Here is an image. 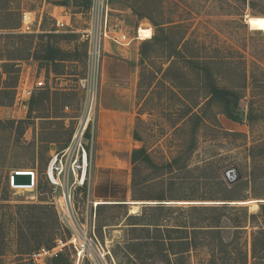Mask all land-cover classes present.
<instances>
[{
	"label": "rangeland",
	"instance_id": "1",
	"mask_svg": "<svg viewBox=\"0 0 264 264\" xmlns=\"http://www.w3.org/2000/svg\"><path fill=\"white\" fill-rule=\"evenodd\" d=\"M8 1L0 0V6ZM15 1L13 5L17 4L21 13L29 11L34 17V32L29 33L34 35V45L38 42V35L45 32L68 34V38L57 37L56 44L64 51L73 53L76 59L57 62L62 65L57 67L61 72H55L48 64L31 58L18 60L17 85L21 77L22 84L32 89L31 99L35 97L36 101L39 96L45 98L30 112L31 99L19 97L16 100L15 88L11 104L0 106V264H12L19 252L17 241L20 237L19 226L23 225V206L44 203L54 206L52 197L56 193L46 181L44 170L50 153L71 140L87 98L80 84L87 70L86 50L82 46V33L89 22L87 8L73 6L71 1L66 6L59 5L60 0ZM134 1H108L112 9L109 11V17L112 16L110 24L120 26L133 39L128 44L118 46L120 49L114 61H106L104 50L102 76L97 90L98 110L101 99H115L117 91L113 86L127 82L128 92L135 93L132 123L130 121V124L121 126L119 131L116 127H108V135L97 116L91 147L90 182L84 191L77 190L75 193L76 220L73 227L68 229L70 235L66 236L65 241L57 240L52 248L40 246L32 252L30 257L33 264H51V257L56 252H62L70 264H117L111 249L117 242H125L128 235L126 223L131 221L123 216L124 207L118 208L114 203L141 201L135 205L127 203L129 214H140L144 206L188 207L220 203L223 201L220 198H203L208 194L220 197L226 193L213 184L212 174L215 171L226 180V171L236 166L244 177L243 182L231 188L228 194L245 196L249 200L264 196V31L251 29L246 18L264 16V0H151L147 6H137L141 13L171 20L185 34L186 40L181 46L185 58L174 59L175 65L170 71L176 84L188 86L184 89L185 93H170L168 85L161 82L169 65L168 58L162 54V46H146L148 57L143 63L141 49L151 37L140 39L137 29L151 28L152 36L155 27L148 18L140 17L133 11L130 5ZM0 21H5L1 15ZM57 21L65 22L64 26L58 25ZM17 32L18 28L15 30ZM5 33L6 30L0 29L1 58H6L5 55L11 52L8 50L11 40L5 37ZM121 49L127 56L121 54ZM17 55H24V52ZM194 55L213 62L212 71L217 74L221 85L237 87L239 98L230 106L233 118L224 114L225 108L221 102L213 101L207 106V93L193 87L196 85L197 69L189 61H201L192 60ZM132 71L137 74V90L136 83L135 90L134 86L131 88ZM40 72H44L46 83L41 88H35V77ZM152 77L157 79V84L149 93L147 85ZM178 95H184L187 104L201 102L192 109L193 112L202 111L204 115V125L201 124L196 136L197 148L190 155L179 153L177 147L182 143L187 145L191 137L173 134L175 127L181 125L180 116L187 108L178 100ZM241 110L244 111L243 118L236 114ZM217 120L219 127L215 124ZM11 121H14L13 125ZM17 121H25L24 127H17ZM195 123L194 119H188L185 122L187 131ZM112 129L114 132H111ZM134 131L141 141H136ZM140 144L156 164L163 165L166 160L176 156L180 159V168H174L172 172L168 169H141L139 175L142 179L133 191L131 150ZM251 155L256 158L255 166ZM186 161L189 166L184 167ZM207 161H212L209 168L204 165ZM14 170L34 171L36 178L33 188L14 187L11 183ZM251 179H255L252 185ZM39 184L43 187L39 188ZM246 205L252 211L258 208V202ZM50 212L45 215L48 222ZM159 213L164 214L165 211ZM181 213L174 208L171 217L181 219ZM72 232L83 234L86 238L80 240L84 246L80 255L79 248H75L78 242L70 241ZM42 247L52 249V252L47 254L41 251V254H37Z\"/></svg>",
	"mask_w": 264,
	"mask_h": 264
},
{
	"label": "trees",
	"instance_id": "2",
	"mask_svg": "<svg viewBox=\"0 0 264 264\" xmlns=\"http://www.w3.org/2000/svg\"><path fill=\"white\" fill-rule=\"evenodd\" d=\"M8 1L0 6L1 18L0 29L6 30L5 37L10 41L11 52L6 58H1L0 62V106H9L13 101L14 90L17 86L19 65L18 60L33 59L51 66L55 72H61L57 62L74 60L73 53L64 51L57 44V37L68 38V34L58 35L57 33L45 32L38 35L36 45H34V35L17 32L15 30L20 26L21 10L17 4L13 5ZM73 6H85L89 9L91 0H60L59 5L66 6L68 2ZM151 0H136L130 7L140 17H146L155 27L151 40L145 41L141 49L143 63L148 57L146 46L159 45L163 47L162 54L169 60V65L163 73L161 82L168 85L170 93H185L184 89L188 86L176 84L170 71L174 67L173 60L176 58H185L184 51L181 49L185 39V34L175 27L171 20L156 18L148 13H141L137 6L142 4L147 6ZM16 2V1H15ZM14 31V32H13ZM74 34V33H70ZM56 38V40H55ZM82 46L86 50V42L82 41ZM24 55H17L23 53ZM15 53V54H13ZM74 58V59H73ZM192 60H201L199 56L194 55ZM189 60V59H188ZM192 62L196 70V85L193 86L205 96V104L211 105L213 101L221 102L224 105L225 112L229 118H233L230 106L236 102L238 89L233 85H221L217 80V74L213 73V62L203 59ZM3 74L5 77L2 76ZM245 79V76H244ZM156 78L148 82L147 89L150 93L156 87ZM159 81V80H158ZM147 92V93H148ZM44 96H39L35 101L33 97L29 103V111L35 109V105L42 103ZM178 100L186 105V110L180 116L182 123L175 127L173 134L182 137L188 136L190 142L178 145L179 153L190 155L197 148L196 136L201 124L204 125V115L202 111L193 112L192 106H198L201 102L187 104L184 95H178ZM188 119L195 120V126L187 131L185 122ZM216 120V117H215ZM25 121H17V127H24ZM0 123H2L0 121ZM11 125L14 121L10 122ZM216 126L219 127L218 120ZM184 134V135H183ZM136 141H141L139 134L134 131ZM256 144V143H255ZM253 166L256 165V158L251 155ZM176 156L173 159L166 160L163 165L156 164L146 150L140 144L131 150V184L134 191L138 186L141 169H156L170 172L174 168H180ZM187 163V161H186ZM212 161L205 162V167H210ZM184 167L189 164H184ZM188 169V168H187ZM212 181L217 188L226 192L220 197L208 194L207 199L220 198V203L194 204L188 207L173 206H144L140 214H129L127 203L124 201L116 202V207H124L123 216L127 221V239L124 243L117 242L111 249L112 256L117 264H264V202H258V208L254 211L249 206L240 201H246L245 196H236L228 194L234 186L243 182L244 177L229 182L225 180L219 172L212 174ZM140 178V179H139ZM204 180V177H202ZM255 179H251V185ZM210 185V184H209ZM39 188L43 186L38 185ZM51 188V186H50ZM85 188H83V191ZM254 194V191H252ZM258 195V194H257ZM5 199V198H4ZM264 199V196L258 198ZM237 201V202H232ZM53 205V204H52ZM23 213V225L20 224V237L17 241L19 252L14 257L12 264H33L30 255L40 246L52 248L57 240L65 241L66 236L70 235L67 228L63 227L58 219L54 206L47 203L25 205ZM174 208L182 211L181 219L171 217ZM51 209V212H50ZM164 210L165 213H159ZM150 211V212H148ZM51 213L50 222L46 221V214ZM170 213V215H165ZM25 229V230H24ZM0 255H2L0 253Z\"/></svg>",
	"mask_w": 264,
	"mask_h": 264
},
{
	"label": "built area",
	"instance_id": "3",
	"mask_svg": "<svg viewBox=\"0 0 264 264\" xmlns=\"http://www.w3.org/2000/svg\"><path fill=\"white\" fill-rule=\"evenodd\" d=\"M108 1L91 0L88 9V26L82 33V41L86 42L87 61L86 75L80 80L82 88L87 93L84 111L79 117L71 140L65 146L55 149L50 153L47 166L44 170L46 181L56 193L52 197V203L57 212L58 219L61 225L67 229L73 227L76 220L74 213L75 193L77 190L86 189L90 182L91 147L94 144V129L96 128L97 107L99 106L97 90L102 76L105 43L106 41H111L116 44L125 45L131 41V38L128 37L127 33L120 26L110 24ZM57 23L60 26H64L65 24L63 21H57ZM33 26L34 17L32 13L23 11L20 17L19 32L32 33L34 32ZM138 30L139 28L137 29V37H139ZM45 83L44 77L35 79V88H41L45 86ZM31 94V87L22 84L20 77L19 85L16 87V100L19 97L28 99ZM29 172H31L32 184L27 187L33 188L36 174L34 171ZM86 234L85 231L84 235ZM84 235L72 232L70 236V241L73 243L78 242V247L74 245L76 249H80H78L79 255L84 250V246L80 244L81 238L86 239ZM41 251L42 253L49 254L52 252V249L42 247L37 254H41Z\"/></svg>",
	"mask_w": 264,
	"mask_h": 264
},
{
	"label": "crops",
	"instance_id": "4",
	"mask_svg": "<svg viewBox=\"0 0 264 264\" xmlns=\"http://www.w3.org/2000/svg\"><path fill=\"white\" fill-rule=\"evenodd\" d=\"M110 10L112 9L110 8ZM111 20H112V16H110V21ZM121 21H124V20H121ZM132 39L133 38H131V40ZM148 39H150V37ZM118 46H120V44L118 45L114 42L106 41L105 47H104L105 52H106V54H104L106 61L107 60L114 61V59H116L115 56L118 54V50L120 49L118 48ZM123 49H121V54L123 56H127L126 52ZM130 76H131L130 78L131 88L132 86H134V90H135V83H136V90H137L138 79H136L137 78L136 71L135 72L132 71L130 73ZM40 77L46 78L44 72H40L39 75L35 77V79H38ZM126 85H127V82H125V84L123 83L122 85L112 87L117 91V93H115L114 95L115 99H111L110 101L107 98H104L103 100L101 99L100 109H98V122L100 123L102 128L105 127L106 129L105 133L107 134H108V131H107L108 127H111V128L116 127V129L119 131L121 126L123 125L126 126L130 124V121L132 123L133 117L131 114H132V111H135V93H129L128 92L129 89L127 88ZM108 96L110 97L111 93L108 94ZM128 106L129 108H127ZM111 132H114L113 129ZM131 201H134V200H131ZM136 202H141V201H136Z\"/></svg>",
	"mask_w": 264,
	"mask_h": 264
},
{
	"label": "water",
	"instance_id": "5",
	"mask_svg": "<svg viewBox=\"0 0 264 264\" xmlns=\"http://www.w3.org/2000/svg\"><path fill=\"white\" fill-rule=\"evenodd\" d=\"M236 114L240 118H243L245 116L244 111L242 110ZM225 177L229 182H232L239 179L241 177V173L236 166H233L226 171ZM11 183L15 186H30L32 184L31 172L13 171L11 175ZM253 202H264V199H258ZM125 203L134 204V203H130L129 201ZM242 204H248V203L245 202ZM51 264H70V263L62 252H56L51 257Z\"/></svg>",
	"mask_w": 264,
	"mask_h": 264
},
{
	"label": "bare ground",
	"instance_id": "6",
	"mask_svg": "<svg viewBox=\"0 0 264 264\" xmlns=\"http://www.w3.org/2000/svg\"><path fill=\"white\" fill-rule=\"evenodd\" d=\"M247 23L250 26L251 29H257L264 31V16L263 15H256V16H247ZM139 38L146 40L151 36V29L150 28H143L139 27ZM14 171H20V170H14ZM28 171V170H24ZM255 200H246V201H240L241 203H251ZM130 203H134V205L138 202L131 201ZM187 203V202H186ZM134 207V206H133Z\"/></svg>",
	"mask_w": 264,
	"mask_h": 264
}]
</instances>
